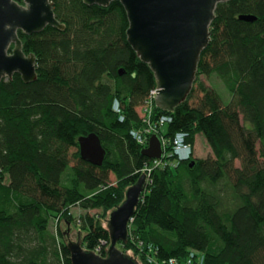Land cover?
I'll list each match as a JSON object with an SVG mask.
<instances>
[{"label": "trees", "instance_id": "16d2710c", "mask_svg": "<svg viewBox=\"0 0 264 264\" xmlns=\"http://www.w3.org/2000/svg\"><path fill=\"white\" fill-rule=\"evenodd\" d=\"M51 1L64 30L18 32L37 58V80L16 73L0 81V264H72L63 221L82 233L86 250L110 244V212L153 161L131 130L141 126L138 108L157 81L127 41L124 6ZM210 30L187 100L155 114L172 116L165 137L184 131L194 147L202 134L212 154L176 162L169 151L173 165L151 171L128 240L118 243L139 264H149L147 253L180 263L193 254L194 264H264V0L218 4ZM212 75L230 92L228 103L202 80ZM90 133L107 151L101 166L80 155L78 139ZM72 207L83 212L75 217Z\"/></svg>", "mask_w": 264, "mask_h": 264}, {"label": "water", "instance_id": "95a60500", "mask_svg": "<svg viewBox=\"0 0 264 264\" xmlns=\"http://www.w3.org/2000/svg\"><path fill=\"white\" fill-rule=\"evenodd\" d=\"M88 6L107 7L115 0H83ZM129 20L127 41L140 60L149 65L157 81L155 105L173 111L185 102L197 78L202 52L211 40L210 26L220 3L230 0H119ZM51 0H0V81L18 73L25 83L37 80V58L26 54L19 31L27 35L42 32L47 26L64 30L54 13ZM239 19L254 21L253 15ZM80 155L91 164L101 166L106 157L96 133L78 139ZM142 154L160 159L163 148L159 135L153 134ZM195 160L191 162V166ZM147 174L143 172L126 192L125 200L108 216L111 242L106 256L83 247V235L77 240L67 237L72 264H139L123 252L118 243L128 240L129 225L145 190ZM66 236L73 227L61 223ZM132 256V257H131Z\"/></svg>", "mask_w": 264, "mask_h": 264}, {"label": "built area", "instance_id": "2783aa9c", "mask_svg": "<svg viewBox=\"0 0 264 264\" xmlns=\"http://www.w3.org/2000/svg\"><path fill=\"white\" fill-rule=\"evenodd\" d=\"M157 86L153 88L144 105H143V111L144 113L141 115L142 117V123L140 127H134L131 130L132 137L141 145V146H147L149 143V139L153 134L159 135L162 143L163 148V156L160 159H153L152 165L149 167H146L143 172H146L147 179L146 183L150 181V175L153 168L156 167H167L169 165H173V162L168 161L165 159V156L167 152L170 151V153L175 157L176 162L189 160L194 156V148L191 143L187 141L188 134L184 131H177L174 136L169 139L163 135V128L167 127L169 123L172 122V116L167 114H161L156 115L155 114V96L157 95ZM112 109L115 111L118 116L119 120L123 121L125 118V115L123 113L122 107L120 105V102L118 98H115L112 104ZM133 220V219H132ZM132 222V221H131ZM109 245L107 241L102 240L101 244L93 251L96 253L106 256ZM142 245V243H140ZM150 251L152 249L151 246H149ZM130 253V252H128ZM132 254V253H131ZM146 258L148 260L149 264H194L193 262V254L184 261V263H180V261L177 258H170L168 260L159 261L153 256H150V254H146ZM136 259L140 261V258L136 256Z\"/></svg>", "mask_w": 264, "mask_h": 264}, {"label": "rangeland", "instance_id": "374dc122", "mask_svg": "<svg viewBox=\"0 0 264 264\" xmlns=\"http://www.w3.org/2000/svg\"><path fill=\"white\" fill-rule=\"evenodd\" d=\"M202 80L206 83L207 86H212V87L215 88V90L221 96V98H222L224 103H228L230 101V99H231L230 92L227 90V88L225 87L224 83L216 75H212L210 77L202 76ZM138 111L140 112L141 115L144 113L143 108H141V107L138 108ZM165 129H166V127L163 128V131ZM194 146H195V148L193 147L194 148V157H196V158H206L207 156L212 154L211 148L208 145L205 137L202 134H198L196 136V140H195ZM257 148L258 149L260 148V143L259 142L257 143ZM73 151L74 150H72V152ZM74 163H75V161L72 160L71 161V165H73ZM235 165L236 166H240V162L236 161ZM111 180L112 181L114 180V175H111ZM71 211H72V213H73V215L75 217H78L79 214H81L83 212L79 207H72ZM95 212H97V211L96 210L91 211V213H95ZM72 227H73V229L69 233L68 237L72 238L74 240H77V238H78L77 229L74 226H72ZM51 229L53 231H56V223H54V222L51 223ZM128 254L132 255L131 253H128ZM198 264H201V263H198Z\"/></svg>", "mask_w": 264, "mask_h": 264}, {"label": "crops", "instance_id": "0c3cea01", "mask_svg": "<svg viewBox=\"0 0 264 264\" xmlns=\"http://www.w3.org/2000/svg\"><path fill=\"white\" fill-rule=\"evenodd\" d=\"M194 148H195V146H194Z\"/></svg>", "mask_w": 264, "mask_h": 264}]
</instances>
